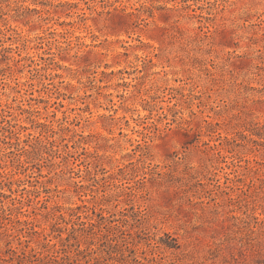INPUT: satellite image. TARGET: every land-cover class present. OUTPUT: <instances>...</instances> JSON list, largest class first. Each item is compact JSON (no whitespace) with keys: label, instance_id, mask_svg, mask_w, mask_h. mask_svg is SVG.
<instances>
[{"label":"rangeland","instance_id":"1","mask_svg":"<svg viewBox=\"0 0 264 264\" xmlns=\"http://www.w3.org/2000/svg\"><path fill=\"white\" fill-rule=\"evenodd\" d=\"M0 264H264V0H0Z\"/></svg>","mask_w":264,"mask_h":264}]
</instances>
